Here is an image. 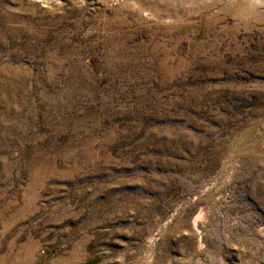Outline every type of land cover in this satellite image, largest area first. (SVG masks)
<instances>
[{"label":"rangeland","instance_id":"1","mask_svg":"<svg viewBox=\"0 0 264 264\" xmlns=\"http://www.w3.org/2000/svg\"><path fill=\"white\" fill-rule=\"evenodd\" d=\"M240 1L0 0V264H264Z\"/></svg>","mask_w":264,"mask_h":264},{"label":"bare ground","instance_id":"2","mask_svg":"<svg viewBox=\"0 0 264 264\" xmlns=\"http://www.w3.org/2000/svg\"><path fill=\"white\" fill-rule=\"evenodd\" d=\"M154 1H157V0H154ZM235 2L236 0H227V3H229V4H231V2ZM237 1H239V0H237ZM243 1V5H239V7L238 8H236V12L237 13H243V12H245L244 11V9H247L246 8V6H253L254 7V4H256V2L254 1V0H252V3H248V2H246V1H244V0H242ZM242 1H240V2H242ZM259 1V0H258ZM245 2H246V4H245ZM236 3V2H235ZM228 4V5H229ZM239 4V3H238ZM150 5V4H149ZM233 5V4H232ZM236 7V6H235ZM233 11V10H232ZM235 11V10H234ZM251 11V10H250Z\"/></svg>","mask_w":264,"mask_h":264}]
</instances>
